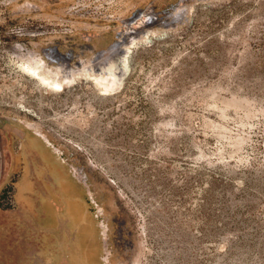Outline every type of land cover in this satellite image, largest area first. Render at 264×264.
Masks as SVG:
<instances>
[{"label":"rangeland","instance_id":"obj_1","mask_svg":"<svg viewBox=\"0 0 264 264\" xmlns=\"http://www.w3.org/2000/svg\"><path fill=\"white\" fill-rule=\"evenodd\" d=\"M0 264H264V0H0Z\"/></svg>","mask_w":264,"mask_h":264},{"label":"bare ground","instance_id":"obj_2","mask_svg":"<svg viewBox=\"0 0 264 264\" xmlns=\"http://www.w3.org/2000/svg\"><path fill=\"white\" fill-rule=\"evenodd\" d=\"M141 24V23H140ZM142 24H143V22H142ZM147 25V24H146ZM145 25V26H146ZM141 26V25H140ZM139 26V28L138 29H140L141 27ZM145 31V30H144ZM133 45V44H132ZM117 63H118V61H117ZM119 64V63H118ZM34 70V69H33ZM33 70H29V73H31L32 75H34L35 77H37V78H39L40 80H41V82H44V83H46V81L44 80V77L43 78H41V75H36L35 73H34V71ZM111 71H112V69H111ZM113 72H114V70H113ZM108 78V77H107ZM47 79V78H46ZM109 79V78H108ZM96 82H97V84L101 87V89H102V92H105V93H107V92H110V91H113L112 89H114L112 86H110V80L108 81V80H104V78L102 77V78H98V79H96ZM114 83H116L115 81H114ZM54 84V83H53ZM53 87H55V88H57V86H54V85H52ZM61 87V86H60Z\"/></svg>","mask_w":264,"mask_h":264}]
</instances>
